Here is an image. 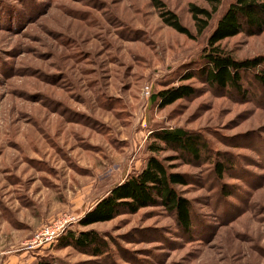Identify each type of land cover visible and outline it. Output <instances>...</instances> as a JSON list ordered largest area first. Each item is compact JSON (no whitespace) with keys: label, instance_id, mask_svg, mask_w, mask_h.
<instances>
[{"label":"rangeland","instance_id":"obj_1","mask_svg":"<svg viewBox=\"0 0 264 264\" xmlns=\"http://www.w3.org/2000/svg\"><path fill=\"white\" fill-rule=\"evenodd\" d=\"M159 1L191 37L163 23L155 0H0V264H264V88L247 74L242 92L216 89L200 72L235 0L201 35L190 5L204 2ZM220 47L238 61L264 58V33ZM181 86L192 96L166 108L155 100ZM175 129L204 149L198 159L159 155L187 181L177 190L192 230L163 206L83 227L143 171L155 133ZM63 217L75 220L62 237L96 232L103 253L62 237L24 247Z\"/></svg>","mask_w":264,"mask_h":264},{"label":"trees","instance_id":"obj_2","mask_svg":"<svg viewBox=\"0 0 264 264\" xmlns=\"http://www.w3.org/2000/svg\"><path fill=\"white\" fill-rule=\"evenodd\" d=\"M199 1L204 2L208 7L190 5V13L197 32L201 35L209 28L224 0ZM154 6L160 11V18L166 26L179 34L191 37L190 31L175 13L166 10L165 5L159 0H155ZM262 33H264V0H235L221 17L209 39L208 51L203 59L204 67L200 71L206 84L216 89L242 92L244 76L253 74L254 80L264 88V58L238 61L220 47L223 41L241 34L253 37ZM193 78L187 75L184 81ZM193 93L191 87L181 86L159 93L155 100H159L160 106L166 108L192 96ZM155 134V142L149 146L153 156L150 157L143 171L116 186L101 199L81 222L83 227L107 223L124 213L135 214L143 208L163 206L170 212L176 213L181 229L185 232L192 230L194 223L191 204L177 190L178 187L185 186L187 181L182 175L172 173L167 166V159L161 160L159 155L165 151H173L198 159L204 150L202 143L200 139L190 137L182 129L162 130ZM62 239L79 250H91L95 255L103 253L101 239L96 232H84L79 235L70 233Z\"/></svg>","mask_w":264,"mask_h":264},{"label":"built area","instance_id":"obj_3","mask_svg":"<svg viewBox=\"0 0 264 264\" xmlns=\"http://www.w3.org/2000/svg\"><path fill=\"white\" fill-rule=\"evenodd\" d=\"M74 220L75 219L73 217H63L57 219L50 225L42 228L24 247L34 249L54 244L66 233V230L74 222Z\"/></svg>","mask_w":264,"mask_h":264}]
</instances>
